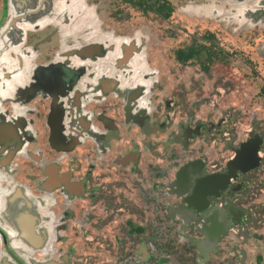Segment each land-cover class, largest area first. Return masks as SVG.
Masks as SVG:
<instances>
[{"label":"flooded vegetation","instance_id":"flooded-vegetation-1","mask_svg":"<svg viewBox=\"0 0 264 264\" xmlns=\"http://www.w3.org/2000/svg\"><path fill=\"white\" fill-rule=\"evenodd\" d=\"M186 1L0 0V264H264V0H201L203 35ZM217 32L256 90L204 94Z\"/></svg>","mask_w":264,"mask_h":264},{"label":"rangeland","instance_id":"rangeland-1","mask_svg":"<svg viewBox=\"0 0 264 264\" xmlns=\"http://www.w3.org/2000/svg\"><path fill=\"white\" fill-rule=\"evenodd\" d=\"M175 1V0H173ZM190 0H187L185 3V7L189 4L190 8H185L184 10H176V6L173 5V10L172 13L170 14V17H168L167 21L170 20L172 22H175V24H183L185 23L186 25H189V30L190 32H193L192 29V24L194 23H200V27H201V35H203V26L206 23V20L201 17V13L196 12L198 11V4L201 3V0L197 3H193V2H189ZM180 2H178L179 4ZM191 10V11H190ZM112 10H109V12H111ZM122 12L125 13V17H127V26L133 25V26H138L140 24V22H142L144 25H146L147 27H150L154 24L153 20H154V15L152 12H148L146 14L144 13H139L137 10L132 9H124ZM184 15V16H183ZM198 15V16H196ZM179 20H181L180 22H178ZM160 22V20L158 21ZM167 24H172L171 22H168ZM164 26V25H162ZM213 25L210 26V28ZM162 28V27H161ZM166 30V29H164ZM215 30V29H212ZM177 35L174 37V39H171L170 36H166L161 44H160V48L165 50V55L169 56L168 53L169 51L171 52V46H177V45H184L187 44V36L184 35L183 32H176ZM217 38L219 39L217 42L215 43H211V47H208L207 50H209V52L211 54H217L219 53V51H223L226 50V54L224 55V53L222 54V58H218L216 57L215 61L212 63H207L204 62V54L201 53V67L202 66H208L209 67V72L210 73H205L204 76H206V78H204V81L201 80V86L203 87V92L206 95H209L212 91H211V87L214 85L212 84L213 80L215 83V86L218 88L220 86L223 85H227L228 88H230L231 86H234L235 89L239 90H243V92H245L246 88H250V90H252V88L255 86V90L256 88H258V84L260 83L259 79L254 77L253 79V83L250 82V80L248 81V79L246 78V74L247 71H244L243 69L241 70V67H249L248 63V58H249V48H247V42H236V43H230V42H225L222 41V39H226L229 38L228 34H225L224 32H217ZM201 44L204 46H208L207 43H205L202 39H201ZM221 49V50H219ZM218 51V52H215ZM220 54V53H219ZM234 55H237L239 57V62H238V68L236 70H233V65L230 64H224L223 61L227 58V60L231 59L233 63H235V58L233 57ZM261 61H258L257 58L254 59V63L253 65L255 67H257V70L259 72L263 71V67L262 68H258L259 63ZM198 60H189L188 62L184 63V65H186L187 67H195L197 68L199 66L198 64ZM201 76L203 77V75L201 74ZM197 80V79H196ZM259 80V81H258ZM247 81V82H246ZM197 82L199 83V80H197ZM212 85V86H211ZM253 86V87H252ZM224 87V86H223ZM223 89V88H222ZM219 89L221 92L218 94L216 93L217 91H213L214 92V96L211 98L210 96H208V99L205 100L204 107L205 108H210L211 105H213L215 103V101H218L219 99V95L222 93L223 96L228 97V98H234V97H239L237 95V92H232L229 95L227 93H223V90ZM242 94V93H241ZM212 95V94H211ZM243 95V94H242ZM255 108H257L259 110L260 113H264V99L260 98H256L255 104H254ZM257 106V107H256Z\"/></svg>","mask_w":264,"mask_h":264},{"label":"water","instance_id":"water-1","mask_svg":"<svg viewBox=\"0 0 264 264\" xmlns=\"http://www.w3.org/2000/svg\"><path fill=\"white\" fill-rule=\"evenodd\" d=\"M35 11H39V10L35 9ZM52 11H53V10H52ZM42 14H43L42 11L37 12L36 15H34V16H30V17H28V19H29V20H33V19H35V18L40 17ZM21 19H23V18H21ZM24 21H26V20L24 19ZM11 26H12V25H11ZM18 29H19V30H22V27H19ZM22 31H23V30H22Z\"/></svg>","mask_w":264,"mask_h":264}]
</instances>
